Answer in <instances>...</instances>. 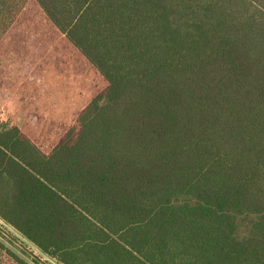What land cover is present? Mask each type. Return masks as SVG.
<instances>
[{
  "label": "trees",
  "instance_id": "obj_1",
  "mask_svg": "<svg viewBox=\"0 0 264 264\" xmlns=\"http://www.w3.org/2000/svg\"><path fill=\"white\" fill-rule=\"evenodd\" d=\"M35 1L106 86L48 150L0 117V220L58 264H264V0Z\"/></svg>",
  "mask_w": 264,
  "mask_h": 264
},
{
  "label": "rangeland",
  "instance_id": "obj_2",
  "mask_svg": "<svg viewBox=\"0 0 264 264\" xmlns=\"http://www.w3.org/2000/svg\"><path fill=\"white\" fill-rule=\"evenodd\" d=\"M105 86L101 74L50 23L36 1L27 0L0 40L1 119H11L48 150ZM0 241L31 264L36 261L33 253L58 264L1 220Z\"/></svg>",
  "mask_w": 264,
  "mask_h": 264
}]
</instances>
